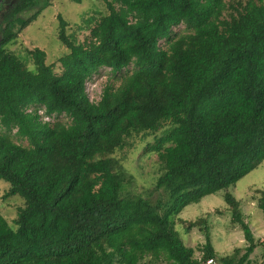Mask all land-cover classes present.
<instances>
[{
    "label": "trees",
    "instance_id": "1",
    "mask_svg": "<svg viewBox=\"0 0 264 264\" xmlns=\"http://www.w3.org/2000/svg\"><path fill=\"white\" fill-rule=\"evenodd\" d=\"M102 1L108 13L82 42L58 17L57 40L67 50L56 60L59 75L42 50L27 51L28 69L4 48L50 0L8 8L0 30V180L4 197L23 205L12 226L0 215V264H255L263 241L255 242L228 188L264 160V0ZM179 26L189 32L174 33ZM100 69L125 75L92 103L85 84ZM159 130L147 147L160 166L151 202L125 191L130 177L112 155L129 138ZM219 192L245 241L226 256L211 246L206 218H177ZM250 198L264 222V186ZM175 218L185 233H203L198 259Z\"/></svg>",
    "mask_w": 264,
    "mask_h": 264
},
{
    "label": "rangeland",
    "instance_id": "2",
    "mask_svg": "<svg viewBox=\"0 0 264 264\" xmlns=\"http://www.w3.org/2000/svg\"><path fill=\"white\" fill-rule=\"evenodd\" d=\"M114 7L117 8V4H114ZM35 10L36 8H33L23 12L20 18H29ZM107 13L102 0H50V5L41 11L34 21L22 29L15 39L8 41L4 48L9 53L24 60L28 69H31L32 65L27 51L35 48L42 50L45 53V64H54L53 71L59 75L61 67L56 60L67 50L57 40L58 17L66 22V33L73 34L78 42H82L89 36L88 28L94 26L98 16ZM87 22L88 27H86ZM173 32L187 33L189 31H185L183 26H179L174 28ZM158 46L163 49L165 45L163 42H159ZM130 71L131 66L127 68V73L129 74ZM124 75V70L118 74H113L108 69H100L85 84V92L89 101L96 103L105 85H111L114 89L117 88ZM41 112L39 110L38 114L41 115L44 122H53V119L43 117ZM57 120L69 124V120L64 116L58 117ZM161 130L155 134L136 135L129 138L127 140L129 145L112 155L119 162L122 171L130 177V184L126 185L125 191L139 195L151 202H154L158 197L157 193L150 195L149 191L160 174V166L157 155L147 150V147L155 143V139L160 136ZM12 141L17 145H27L24 140L14 136H12ZM263 186L264 160L228 188V192L239 202L242 220L248 226L257 243L261 239L264 240V222L261 211L256 207L255 202L251 201L250 197L253 191L261 189ZM7 190L8 184L0 180V215L12 226L16 212L22 207L23 202L18 196L5 198L4 195ZM222 194L223 192L206 195L198 203L182 208L177 215L178 219L188 222L198 218H206L210 243L218 256L229 255L233 249L245 246L239 226L229 223L230 213L223 201ZM215 210H218L219 213H215ZM177 218L174 219L175 231L183 244L194 250L193 256L198 259L201 255L199 248L205 241L203 233L196 229L185 233ZM262 255H264V246H258L251 256L255 264H264V259H260Z\"/></svg>",
    "mask_w": 264,
    "mask_h": 264
},
{
    "label": "flooded vegetation",
    "instance_id": "3",
    "mask_svg": "<svg viewBox=\"0 0 264 264\" xmlns=\"http://www.w3.org/2000/svg\"><path fill=\"white\" fill-rule=\"evenodd\" d=\"M15 2L16 0H0V30L6 24L5 18L8 15V8Z\"/></svg>",
    "mask_w": 264,
    "mask_h": 264
},
{
    "label": "built area",
    "instance_id": "4",
    "mask_svg": "<svg viewBox=\"0 0 264 264\" xmlns=\"http://www.w3.org/2000/svg\"><path fill=\"white\" fill-rule=\"evenodd\" d=\"M205 264H216L215 261L213 259H207L205 261Z\"/></svg>",
    "mask_w": 264,
    "mask_h": 264
},
{
    "label": "crops",
    "instance_id": "5",
    "mask_svg": "<svg viewBox=\"0 0 264 264\" xmlns=\"http://www.w3.org/2000/svg\"><path fill=\"white\" fill-rule=\"evenodd\" d=\"M254 240H255V238H254ZM263 241V245L262 246H264V240H260L259 242H262ZM255 242H257V240H255ZM262 246H259V247H262Z\"/></svg>",
    "mask_w": 264,
    "mask_h": 264
}]
</instances>
